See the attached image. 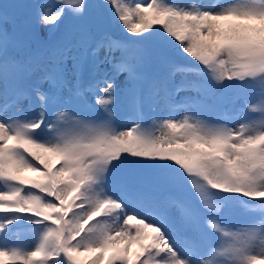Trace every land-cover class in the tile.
I'll list each match as a JSON object with an SVG mask.
<instances>
[{
    "label": "snow or ice",
    "instance_id": "obj_1",
    "mask_svg": "<svg viewBox=\"0 0 264 264\" xmlns=\"http://www.w3.org/2000/svg\"><path fill=\"white\" fill-rule=\"evenodd\" d=\"M19 9H30L26 28L33 34L43 26L51 35L70 22L78 31L44 53L17 60L9 46L18 34ZM117 49L123 50L118 60ZM187 57L192 61L182 63ZM101 64L111 65V79ZM37 72L42 75L29 79ZM124 72L120 124L85 119L96 107L113 115L115 78ZM253 83L264 89V0L0 4V181L10 185L0 190V264L264 260V225L226 232L234 243L224 251L213 248L211 231H223L213 204L220 192L229 194L226 200L248 198L264 208V118L232 128L196 117L176 120L169 113L159 136L140 122L146 109L162 103L210 111L216 89ZM180 92L196 95L175 105ZM25 99L27 110L19 108ZM189 180L199 201L184 194ZM19 219L39 229L33 250L7 244ZM133 243L139 245L134 259ZM85 254L93 255L80 259Z\"/></svg>",
    "mask_w": 264,
    "mask_h": 264
},
{
    "label": "rangeland",
    "instance_id": "obj_2",
    "mask_svg": "<svg viewBox=\"0 0 264 264\" xmlns=\"http://www.w3.org/2000/svg\"><path fill=\"white\" fill-rule=\"evenodd\" d=\"M7 3L12 4H30L31 2H43L48 5H53L56 3V0H5ZM126 3L134 4L135 0H125ZM146 5L150 0H143ZM169 3H174L179 6H191L193 4L199 6L203 5H212V4H223L226 3L227 0H168ZM92 3V2H91ZM51 10V9H46ZM30 9H19L16 23L18 25V34L16 37V41L10 43L9 46V54L10 56L15 57L17 60H25L30 56H34L37 54L44 53L47 49L54 47L59 41L63 39V37L71 32L72 34H76L78 31L79 25L76 22H70L68 24H64L61 26L57 32L49 35L47 32V28L41 26V28L36 29V33H31L26 28V21L28 19V13ZM134 23H138V21L134 20ZM11 28V26H9ZM116 35H114V39L119 38V30L113 25L112 29ZM122 42V41H121ZM121 49H117L114 51V56L116 59L118 58V52ZM129 57H132L134 54L131 50L127 53ZM101 58H103V53H101ZM180 59V57H177ZM192 61L191 57H187V59L182 60V63H188ZM194 62V61H193ZM101 73L104 71L108 72V79L112 77L111 65L101 64L100 65ZM42 75L41 72L34 73L29 79L34 80L38 76ZM70 75V74H69ZM127 73H121L115 78L116 84V106L113 109V115L108 117L106 113L102 111L99 107L95 108V111H90L85 117V119L96 121V118L99 117L100 120L110 119L113 124L119 125L120 121L125 117V110L121 104V87L122 83L125 80ZM181 77L177 75L176 82L179 83ZM50 87V83L45 81L43 84L44 89H48ZM101 87H104L101 84ZM0 92H2V85H0ZM63 94L67 95V89L62 90ZM264 89L261 88L259 83L250 84L244 88L240 87H232L229 89H216L214 96L209 100V104L212 105V109L207 112H200L195 108L188 107H177L173 105L160 104L151 112L147 109L145 112L147 113L146 118L140 121L145 129L151 131L154 135H161L163 129L161 128V123L164 118L167 117L169 113L176 119L182 120L185 116L196 117V111L199 113V119H203L208 121L209 123H223L227 124L228 127L236 128L241 123H253L264 118V113H262L261 109L264 108ZM97 95H103L102 93H97ZM195 92H180L175 96V105H181L183 103L184 97L195 96ZM223 97L221 100L220 97ZM90 100H94V97L89 95ZM29 106V101L25 99L20 105L19 108L23 110H27ZM224 109V111H222ZM63 110V109H62ZM38 163V162H37ZM53 163L58 166L57 161H53ZM26 176H35L36 173H25ZM31 187V186H28ZM0 190H10L9 185H5L3 181H0ZM37 195H46L40 193L39 190L33 189ZM183 191L185 195L190 196L193 200L199 201V194L195 192V189L191 187V181H186L183 186ZM52 199L51 197H48ZM219 198V197H217ZM222 202V206L219 208L217 223L221 225L223 231H219L217 229H212V244L213 248L219 251H224L231 244L234 243V238L232 236L225 235V233H241L250 228L256 227L259 229L262 225H264V214L263 217L259 219L258 213H254L252 211H243L239 206V202L231 203L233 200H226L224 198H219ZM58 203V202H57ZM231 203V204H230ZM241 203V202H240ZM244 203H248L249 207H255L259 205L257 201L245 200ZM217 205L216 202L213 203ZM230 205V206H229ZM229 207V208H228ZM226 208H228L226 210ZM226 210V211H225ZM224 211V212H223ZM223 214L222 221L220 222V218ZM0 215H3L0 212ZM259 219V220H258ZM39 229L35 228L30 224L27 219H19L16 221L15 226L12 228L10 233L13 234L14 246L25 247L28 249L32 240L36 239V233ZM9 233V234H10ZM8 234V235H9ZM257 243H259L257 241ZM139 251V245L137 243H133L131 246V250L129 255L135 258V253ZM93 254H85L83 256L84 259L90 258ZM217 260L222 259V257H216ZM256 264H264V260H258Z\"/></svg>",
    "mask_w": 264,
    "mask_h": 264
},
{
    "label": "bare ground",
    "instance_id": "obj_3",
    "mask_svg": "<svg viewBox=\"0 0 264 264\" xmlns=\"http://www.w3.org/2000/svg\"><path fill=\"white\" fill-rule=\"evenodd\" d=\"M9 114H11V113H9ZM195 115L197 116L196 118H198V112L196 111V113H195ZM200 117V116H199ZM203 119H204V117H202ZM14 238H13V234L12 233H10L9 235H8V237H7V244H8V246H10V247H12V246H14V240H13ZM35 243H36V239H34V240H32L31 241V243H30V245H29V247H28V250H33V248H34V246H35Z\"/></svg>",
    "mask_w": 264,
    "mask_h": 264
},
{
    "label": "trees",
    "instance_id": "obj_4",
    "mask_svg": "<svg viewBox=\"0 0 264 264\" xmlns=\"http://www.w3.org/2000/svg\"><path fill=\"white\" fill-rule=\"evenodd\" d=\"M3 3H7L5 0H0V4H3ZM93 24H94V29L96 30V27H97V25H96V21H95V19L93 18ZM156 27H159V25H157ZM229 194H227V193H223V192H220V196H219V198H223V197H226V196H228ZM222 206V202L220 203V206H219V208ZM241 206V205H240ZM257 207H260V206H257ZM264 210V209H263ZM262 209H261V211H262V213L264 214V211H263ZM221 222V221H220ZM80 259H82V258H80Z\"/></svg>",
    "mask_w": 264,
    "mask_h": 264
}]
</instances>
